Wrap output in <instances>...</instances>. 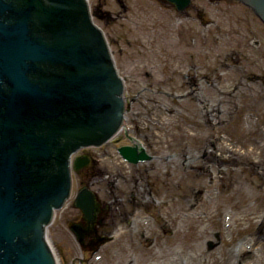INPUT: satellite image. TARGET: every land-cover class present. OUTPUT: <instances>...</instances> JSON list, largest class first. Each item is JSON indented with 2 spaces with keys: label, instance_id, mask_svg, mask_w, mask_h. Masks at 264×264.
I'll return each instance as SVG.
<instances>
[{
  "label": "rangeland",
  "instance_id": "obj_1",
  "mask_svg": "<svg viewBox=\"0 0 264 264\" xmlns=\"http://www.w3.org/2000/svg\"><path fill=\"white\" fill-rule=\"evenodd\" d=\"M89 2L106 13L95 20L124 79L130 134L79 152L103 175L90 184L88 170L74 171L72 197L46 229L58 264H264V23L240 0H193L183 12L167 0ZM135 128L163 157L141 166L154 185L144 199L117 151ZM182 151L198 161L165 158ZM87 182L114 206L94 251L71 230Z\"/></svg>",
  "mask_w": 264,
  "mask_h": 264
},
{
  "label": "water",
  "instance_id": "obj_2",
  "mask_svg": "<svg viewBox=\"0 0 264 264\" xmlns=\"http://www.w3.org/2000/svg\"><path fill=\"white\" fill-rule=\"evenodd\" d=\"M179 10L192 0H168ZM264 23V0H240ZM124 79L89 0H0V264H58L46 229L71 197V159L122 129ZM129 162L149 159L122 146ZM78 157L75 167H82ZM75 204L92 219L95 193ZM71 229L85 239L80 223Z\"/></svg>",
  "mask_w": 264,
  "mask_h": 264
},
{
  "label": "flooded vegetation",
  "instance_id": "obj_3",
  "mask_svg": "<svg viewBox=\"0 0 264 264\" xmlns=\"http://www.w3.org/2000/svg\"><path fill=\"white\" fill-rule=\"evenodd\" d=\"M180 12H183V11H180ZM192 84L196 85L195 81H193ZM133 101H136V100L133 98ZM136 130L137 129L135 128L134 131H136ZM136 134L138 136L132 135L130 137L128 144H124V145H135L139 149L145 150L146 153L151 156V158L148 161L141 162V163H128V162L124 161L123 157L121 156V154L119 152V148L122 145L117 147V151H118V154L120 156V159L125 164L129 165L132 169H136L135 170L136 177L134 179L131 177L132 181H133V187H132L133 189L132 190H134V195H137L140 199H144L145 197L143 198V196L153 194L154 185L148 178L149 175L147 174V172L150 169L148 167L142 169L141 166H143L144 164L151 163L153 161H157V160L159 161L163 157L157 153L152 154L153 149H154V145L149 140V137L146 134L141 135V133L138 134L137 131H136ZM125 135L127 136L129 134H128L127 130L124 129L121 132L120 136H125ZM110 143H113V142L111 141L107 144H110ZM106 145L98 147V148L105 147ZM209 146L216 148V144L213 140L210 141ZM98 148H87V149H98ZM206 148H208V145L206 146ZM87 149H83L81 152H83ZM79 154L85 155L82 153H79ZM203 157L205 159H214L215 158L214 156L210 155V153H208V151H207V153H205L203 155ZM94 158L95 157L89 156V159H90L89 162L82 160L81 163H83V165H82V168L79 169L80 171L88 170L87 176L89 178H91L90 184H92L94 182H97V183L100 182L102 179V175H103L101 169H99V171H98V169L95 168V166L99 167V163L96 162L97 158H95L96 160ZM111 158H112V156H111ZM165 158H166V160H170V159H173V160L181 159L182 160L183 159V161L185 163L189 164L192 162L196 163L199 159V155H198V153H196V151L193 153H189V151L187 153H184L182 151L181 153L176 152V153H173L172 155H167ZM192 168H193V166H192ZM120 179H124V175H116L115 178L113 179L115 188L112 190V193L116 195L115 201L120 200L119 199L120 197H118V194L120 193V188H121ZM90 184L87 182L83 185V187H86V186L91 187ZM83 187H81V188H83ZM96 196H97V199L99 200L97 193H96ZM99 201H100L99 209L95 212L94 217L92 219L85 217L84 213L82 212L80 218L78 219V221H76V222H80L81 225L83 226L84 230H85V242L86 243L92 242L93 240H100V241H106L107 240L108 241V237L103 232H101V228L104 225L105 220H107V218H108V216H107L108 212H110V210L114 206L112 205V203L108 204V203L101 202V200H99ZM145 216L149 217L148 215H145Z\"/></svg>",
  "mask_w": 264,
  "mask_h": 264
},
{
  "label": "trees",
  "instance_id": "obj_4",
  "mask_svg": "<svg viewBox=\"0 0 264 264\" xmlns=\"http://www.w3.org/2000/svg\"><path fill=\"white\" fill-rule=\"evenodd\" d=\"M105 14L106 13L98 6L93 10V15L96 20L104 18ZM82 244L85 246L86 250L94 251L101 246L102 242L100 240H93L92 242H83Z\"/></svg>",
  "mask_w": 264,
  "mask_h": 264
},
{
  "label": "bare ground",
  "instance_id": "obj_5",
  "mask_svg": "<svg viewBox=\"0 0 264 264\" xmlns=\"http://www.w3.org/2000/svg\"><path fill=\"white\" fill-rule=\"evenodd\" d=\"M150 158H151V156L149 157V159H150ZM149 159H147L146 161H148ZM124 161H126V162H127V160H125V159H124ZM146 161H143V162H146ZM150 199H151V198H150Z\"/></svg>",
  "mask_w": 264,
  "mask_h": 264
}]
</instances>
